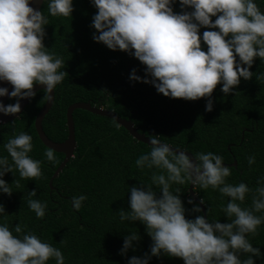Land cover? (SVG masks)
<instances>
[{"label": "trees", "instance_id": "16d2710c", "mask_svg": "<svg viewBox=\"0 0 264 264\" xmlns=\"http://www.w3.org/2000/svg\"><path fill=\"white\" fill-rule=\"evenodd\" d=\"M254 2L264 11V0ZM49 3L50 0H44L40 9L49 21L43 43L49 53L63 59L59 71L69 74L54 89L52 107L42 120V129L49 139L64 141L68 134L67 107L75 102H89L131 120L139 133L150 138L158 136L161 142L185 149L193 157L208 152L223 157L224 165L231 169L226 183L244 182L253 190L258 180L264 183V61L256 58L250 69L252 79L241 78L240 85L231 94L225 95L222 85H218L211 97L213 110L208 112L205 110L207 98L172 99L158 93L152 84L131 80L133 69L138 76L145 77V66L127 52L113 51L93 40L96 30L91 25L97 9L91 0H73L74 11L69 17L52 16ZM173 10L181 12L179 0ZM205 30L211 29L201 28V38ZM202 47L207 50L206 45ZM45 100L46 92L37 91L18 119L0 123V157H7L12 164L4 145L25 132L32 137L33 149L29 155L41 161L43 173L40 179H22L18 171L4 175L13 192L9 197L0 191V204L5 207V213L0 214V225L7 224L18 235L14 227L21 224L25 233L32 232L60 249L65 264H128L132 256L150 255L152 240L146 226L139 221H122L119 211L130 210V187L140 183L152 185L153 173H161L160 169H141L136 165L138 157L149 153L151 146L135 140L113 119L75 109L73 157L49 185L64 155L54 151L55 160L48 161L45 156L48 148L35 131L34 119ZM14 103L15 98L7 101V105ZM251 156L255 157V163L249 165ZM234 161L236 165L232 164ZM15 181H19L20 187ZM152 186L161 195L159 187ZM177 188L181 191L187 219L202 215V211L197 213L192 209L196 205L201 208L198 201L203 199L206 219L230 222L231 218L222 210L230 198L222 196L218 189H201L195 185L196 199H193L189 181L173 184L170 190L175 193ZM33 190L36 195L29 197ZM79 196H85L86 200L76 210L72 198ZM29 199L46 203L42 219L29 208ZM189 200L193 203H188ZM251 206L252 194H248L241 207ZM255 214L264 216V211ZM134 233L140 237L133 242L134 250L121 255L124 238ZM248 239L261 252L260 257H252L254 264H264V224L255 236L249 234ZM249 255L241 254V259ZM47 264H55V260ZM149 264H184V261L161 254L152 256Z\"/></svg>", "mask_w": 264, "mask_h": 264}, {"label": "clouds", "instance_id": "9594fccd", "mask_svg": "<svg viewBox=\"0 0 264 264\" xmlns=\"http://www.w3.org/2000/svg\"><path fill=\"white\" fill-rule=\"evenodd\" d=\"M33 2L0 0V81L13 88L9 92L0 87V97L16 99L7 106L0 102V113L5 116L21 112L20 100L36 95L34 85L46 86V100H52L50 94L69 75L59 71L63 59L49 53L43 43L49 21L31 6ZM91 2L97 9L91 25L96 30L93 40L113 51L127 52L145 66V77L133 69L131 80L152 84L158 93L172 99L207 98L208 112L213 110L211 97L218 85L225 95L231 94L241 78L252 79L250 69L255 59L264 61V11L254 0H179L180 13L173 10L177 0ZM48 10L52 16H72L73 0H50ZM201 28L211 30L203 31L201 38ZM202 44L207 46L206 51ZM149 140L150 152L139 156L136 165L161 170L151 178L161 195L152 185L143 183L129 188L130 210L121 209L120 219L144 224L152 244L150 255L132 256L128 264H149L152 256L161 254L180 258L184 264H254L252 257H260L261 252L249 242L248 235L255 236L264 224V216L255 214L264 211V183L258 180L254 190L244 182L226 183L231 169L224 165L223 157L208 152L198 153L193 159L185 151H173L158 136L152 135ZM4 147L13 163L0 157V191L10 197L13 191L3 179L6 173L14 175L18 171L22 179H40L43 173L41 161L29 155L33 149L29 134L21 132ZM45 156L48 161L55 160L51 148ZM248 163H255V157H249ZM186 181L201 189H218L222 196L229 197L222 210L230 222H210L202 215L187 219L180 189L175 193L170 190L173 184ZM15 183L20 187L19 181ZM248 194H252L251 208L241 207ZM35 195V190L29 193V197ZM72 200L79 210L86 197ZM204 203L201 199L200 204ZM28 206L38 219L45 216L46 203L29 199ZM192 210L202 211L199 205ZM4 213L5 207L0 204V214ZM14 232L18 235L7 224L0 225V264H47L52 259L55 264H65L60 249L32 232L25 233L21 224L15 225ZM139 239L138 234L127 235L120 254L133 249V242ZM241 254L251 255L242 260Z\"/></svg>", "mask_w": 264, "mask_h": 264}, {"label": "water", "instance_id": "95a60500", "mask_svg": "<svg viewBox=\"0 0 264 264\" xmlns=\"http://www.w3.org/2000/svg\"><path fill=\"white\" fill-rule=\"evenodd\" d=\"M43 1L44 0H34V2L32 3L31 6H33L37 10H40L41 6L43 4ZM0 87L8 88L9 92H11L13 90V88L10 84H8L7 82H3V81H0ZM45 88H46V86H44V85H38V84L34 85L35 92H37L39 90L45 91ZM47 95L48 94L46 93V97H47ZM50 95L53 97V99L50 101L45 100L43 106L41 107L40 111L37 113V115L34 119V128H35L37 136L40 139V141L42 142V144L45 147H47L48 149L51 148L53 151L58 152V153H62L64 155L63 160L61 161V163L58 165V167L53 172V174L49 180V185H51L52 180L59 175V173L62 171V169L66 165V163L73 157V154H74V151L76 148V141H75L74 122H73L72 113L75 109L85 110V111H88V112L96 114V115L105 116V117H108L110 119H113L119 126L123 127L126 131H128V133L135 140L151 146L150 140H149L150 137H147V136L139 133L136 130V128H135V126L131 120L124 119V118L118 116L112 110H109L107 108H103L102 106L91 105L89 102H82V101L72 103L67 107V110H66V125H67V133H68L67 138L62 142L52 141L51 139H49L45 135V133L42 129V120H43L44 116L48 113L49 109L52 107V104L54 101V91ZM9 99L10 98L8 96L0 97V102H2L5 106H7V101ZM29 101H30V99L20 100L21 112L16 114L15 116H5L3 113H0V121L5 123V122L13 121V120L19 118L20 115L22 114L25 106L28 104ZM169 146L173 148V151H177V150L185 151L190 157H192L194 159L193 155L191 153H189L187 150L181 149V148H176V147H173L171 145H169ZM232 164L236 165V161H234ZM188 189H189L190 196L193 197V199H196V196L194 194V185H192V183L190 181H189V188ZM198 202L200 204V201H198ZM200 206L202 209V216H205V218H206L203 204H200Z\"/></svg>", "mask_w": 264, "mask_h": 264}, {"label": "built area", "instance_id": "2783aa9c", "mask_svg": "<svg viewBox=\"0 0 264 264\" xmlns=\"http://www.w3.org/2000/svg\"><path fill=\"white\" fill-rule=\"evenodd\" d=\"M0 123H1V121H0Z\"/></svg>", "mask_w": 264, "mask_h": 264}]
</instances>
